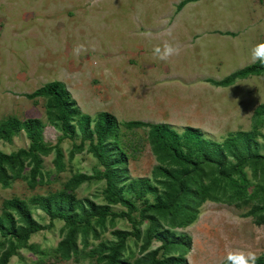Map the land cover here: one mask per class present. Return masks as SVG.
Wrapping results in <instances>:
<instances>
[{"label": "rangeland", "instance_id": "rangeland-1", "mask_svg": "<svg viewBox=\"0 0 264 264\" xmlns=\"http://www.w3.org/2000/svg\"><path fill=\"white\" fill-rule=\"evenodd\" d=\"M165 40L180 52L161 61L152 49ZM261 42L264 0H0V122L7 118L39 120L42 143L55 145L63 163L62 170L55 171L50 150L38 155L40 176L33 187L27 185L28 158L18 171L8 169V174L18 172L16 177H8L6 184L0 182V201H23L40 227L6 264H98L94 260L98 245L114 242L117 230H132L125 218L107 216L102 225L93 224L67 238L61 220L49 219L26 202L31 196L62 190L74 173L92 174L102 168L84 150L85 142L80 149L71 147L78 143L77 130L70 138L61 137L47 120L44 97L28 99L25 93L44 82L57 81L81 114L91 120L99 112L112 115L117 123L114 139L125 163L119 184L147 178L160 191L150 176L156 161L146 142L147 127L124 124L161 123L176 133L190 127L215 143L244 133L248 141L242 152L264 155V117L253 113L264 102V73L224 85L213 83L253 63L251 49ZM78 45L86 51L74 53ZM26 147L21 130L8 141L0 140L4 154ZM236 148L226 162L233 164L244 155ZM243 171L248 181L244 198L229 199L230 190H214L216 200H203L192 207L195 218L187 225L179 226L183 216L178 211L154 214L151 233L167 230L174 236H186L185 248H179L185 250V264H218L238 250L264 259V160H248ZM215 175L213 165L205 166L203 184ZM103 187V180L90 179L70 194L102 205ZM122 193L132 200L131 217L137 222L141 203L124 189ZM152 196L144 197L152 202ZM107 205L110 211L123 210L116 204ZM148 223L140 220L135 225L138 236L126 238V250L121 253L124 264H142L140 256L159 246L160 241L152 237L140 250ZM62 239L75 247L74 253L67 250L66 258L61 257ZM161 253L159 249L154 257Z\"/></svg>", "mask_w": 264, "mask_h": 264}, {"label": "trees", "instance_id": "trees-1", "mask_svg": "<svg viewBox=\"0 0 264 264\" xmlns=\"http://www.w3.org/2000/svg\"><path fill=\"white\" fill-rule=\"evenodd\" d=\"M262 73H264V65L259 62L251 63L227 78L213 83L224 85L236 78ZM24 95L28 99L44 97L47 120L59 129L61 137L70 138L77 130L78 143L71 144V147L73 150L80 149L85 142L84 150L91 154L102 168L92 174L74 173L65 182L62 190L44 196H31L26 202L36 205L49 219L61 220L67 238H72L79 230L83 232L91 228L93 224L102 225L107 216L123 217L131 224V231H115L114 242L98 245L97 250L94 251V260L98 264H124L121 253L126 250L125 240L128 236H138L135 225L142 219L149 220V223L140 250L148 245L152 237L158 239L160 244L140 256L139 261L142 264H185L182 258L185 250L180 251L179 248H185L183 245L187 237L174 236L167 230L151 233L150 222L153 215L165 216L178 211V216H183L179 226L187 225L195 218L192 207L198 206L203 200H216L215 195L212 194L214 190L224 188L230 190L229 199L244 198L248 185L243 171L244 164L248 160H264V155L242 152L246 150V141H248L247 134L244 133L227 136L219 143H215L206 140L198 130L190 127H185L182 132L176 133L165 124L128 121L124 124L126 127L140 125L147 127L146 142L156 161V165L150 170V176L161 190L159 191L147 178L129 179L126 183L119 184L123 183L121 175L125 173V163L124 155L117 148L114 139L117 135V123L112 115L99 112L94 120H91L88 115L81 114L75 107L74 101L57 81L44 82ZM253 113L264 117V102L255 107ZM41 129V122L33 118H25L22 121L7 118L0 122V140L8 141L9 137L19 130L24 133L27 140L26 149H17L8 154L0 152V182L6 184L8 177H16L18 172L8 174V169L16 168L18 171L23 159L28 158L27 185L33 187L39 182L40 176L41 160L38 155H45L50 150L54 154L52 164L55 171L62 170V154L55 145L48 146L42 143ZM236 147L244 155L238 156L233 164L226 162L227 156L235 154ZM71 152L69 154L72 155ZM208 165L214 166L216 175L209 178L207 184H203L204 167ZM90 179L103 180L104 204L95 205L86 199L77 200L70 194L77 185ZM123 189L131 194L133 200H139L141 203L140 208L137 209V222L131 217V212L135 209L133 202L123 196ZM148 193L154 194L152 202H147L144 197ZM107 204H116L123 210L110 211ZM39 228L30 217L23 201L16 198L1 200L0 264H6L7 258L14 254L15 249L24 247L29 235ZM59 247L64 250L61 254L63 258L67 257V250L71 253L75 251L73 243L65 239L59 241ZM159 249L162 251L161 256L155 258L154 255ZM172 252L177 254L169 255ZM226 258L218 264H227ZM256 264H264V259L257 258Z\"/></svg>", "mask_w": 264, "mask_h": 264}, {"label": "clouds", "instance_id": "clouds-1", "mask_svg": "<svg viewBox=\"0 0 264 264\" xmlns=\"http://www.w3.org/2000/svg\"><path fill=\"white\" fill-rule=\"evenodd\" d=\"M150 35V34H148ZM170 35V33H168ZM74 53L79 51H86L83 45H78L76 49L73 50ZM180 49L177 45L165 40L162 45H158L152 49L154 57L161 61H167L175 56H178ZM251 61L253 63L259 62L264 65V42L258 43L251 49ZM227 264H256L257 256L254 252H229L227 256Z\"/></svg>", "mask_w": 264, "mask_h": 264}]
</instances>
